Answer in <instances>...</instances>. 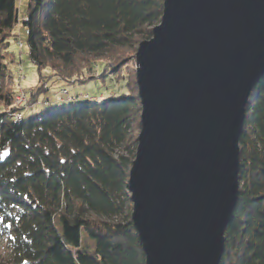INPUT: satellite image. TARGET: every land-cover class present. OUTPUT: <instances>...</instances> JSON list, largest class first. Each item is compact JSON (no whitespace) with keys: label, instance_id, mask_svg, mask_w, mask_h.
I'll return each instance as SVG.
<instances>
[{"label":"trees","instance_id":"16d2710c","mask_svg":"<svg viewBox=\"0 0 264 264\" xmlns=\"http://www.w3.org/2000/svg\"><path fill=\"white\" fill-rule=\"evenodd\" d=\"M17 1L0 0V244L8 246L7 264H146L128 187L141 128L130 63L161 22L164 0H30L23 22L41 80H87L102 59L118 65L111 73L125 69L118 74L126 92L24 120L18 113L28 95L17 103L9 66L18 63L10 49ZM239 177L220 264H264V74L247 105Z\"/></svg>","mask_w":264,"mask_h":264},{"label":"water","instance_id":"95a60500","mask_svg":"<svg viewBox=\"0 0 264 264\" xmlns=\"http://www.w3.org/2000/svg\"><path fill=\"white\" fill-rule=\"evenodd\" d=\"M136 60L143 107L128 187L146 264H220L264 74V0H164Z\"/></svg>","mask_w":264,"mask_h":264},{"label":"rangeland","instance_id":"374dc122","mask_svg":"<svg viewBox=\"0 0 264 264\" xmlns=\"http://www.w3.org/2000/svg\"><path fill=\"white\" fill-rule=\"evenodd\" d=\"M29 1L30 0L17 1L19 21L14 27L17 38L11 40L10 46V49L15 52L18 61V63L13 62L9 65L15 76L16 89L18 90L16 96H23V93L26 92L29 99L20 113H18L22 115V120L29 119L48 108H57L87 100L96 102L126 92L125 79L121 77L122 74H126L125 69L117 71V74L111 73L109 69L113 70L118 65H116L115 61L106 62L102 59L98 60V64L94 69L92 68L86 72V75H88L87 80L74 83L65 80H41L37 66L29 57V46L27 43L28 27L23 22L27 15ZM20 42L23 43L22 46H20ZM134 55V63H130V69H134L137 73L136 53H134ZM105 70H107L108 73L106 77H102V73ZM44 74H47V72L44 71ZM42 85H46L48 89H43L45 87ZM142 107L143 105L141 102L140 123ZM12 116L13 115L10 114V117ZM140 132L141 128L135 131L137 141ZM82 235L84 241L89 242L90 253L93 254L94 241L89 239L84 231ZM9 261L10 254L8 246L6 243L2 242L0 244V264H7Z\"/></svg>","mask_w":264,"mask_h":264},{"label":"built area","instance_id":"2783aa9c","mask_svg":"<svg viewBox=\"0 0 264 264\" xmlns=\"http://www.w3.org/2000/svg\"><path fill=\"white\" fill-rule=\"evenodd\" d=\"M24 96V97H23ZM23 96H17V103L19 105L23 104V102L26 100V96H25V93H23ZM18 118H20V115H17Z\"/></svg>","mask_w":264,"mask_h":264}]
</instances>
